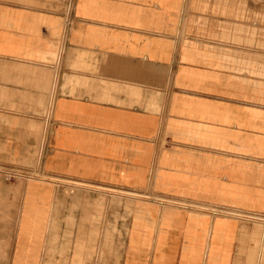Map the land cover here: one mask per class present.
I'll return each mask as SVG.
<instances>
[{
	"label": "crops",
	"instance_id": "obj_1",
	"mask_svg": "<svg viewBox=\"0 0 264 264\" xmlns=\"http://www.w3.org/2000/svg\"><path fill=\"white\" fill-rule=\"evenodd\" d=\"M0 264H264V0H0Z\"/></svg>",
	"mask_w": 264,
	"mask_h": 264
}]
</instances>
